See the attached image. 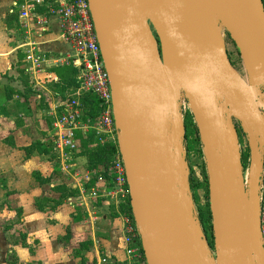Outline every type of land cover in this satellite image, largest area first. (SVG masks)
I'll list each match as a JSON object with an SVG mask.
<instances>
[{"label": "water", "instance_id": "water-1", "mask_svg": "<svg viewBox=\"0 0 264 264\" xmlns=\"http://www.w3.org/2000/svg\"><path fill=\"white\" fill-rule=\"evenodd\" d=\"M147 264H264V113L222 28L264 88L262 0H88ZM198 128L214 249L190 187L181 100ZM233 119L250 150L246 178Z\"/></svg>", "mask_w": 264, "mask_h": 264}, {"label": "crops", "instance_id": "crops-1", "mask_svg": "<svg viewBox=\"0 0 264 264\" xmlns=\"http://www.w3.org/2000/svg\"><path fill=\"white\" fill-rule=\"evenodd\" d=\"M25 5L26 0H0V264H127L126 216L119 212L122 202L118 197L109 195L112 184L99 173L84 169L90 180L85 185L84 178L76 180L77 171L70 166L74 175L70 173L65 185L78 194L62 199L56 189L60 182L53 175L54 160H41L43 155L37 153L26 158L27 147L36 141H52V135L34 127L25 132L31 111L17 117L13 112L24 104L32 111L45 109L43 99H49L52 83L54 87L58 79L54 69L67 58L73 61L76 54L56 17H47L43 28L35 17L21 19L19 13ZM11 9L16 14H10ZM44 9L39 6L37 14L46 15ZM14 20L19 22L17 29L25 28L24 40L17 37L15 24L8 26ZM32 49L43 59L38 68L26 60ZM19 70L26 75L21 77ZM45 79H50L48 88ZM7 87L14 91L12 98L5 97ZM53 96L49 117L59 101L55 93ZM3 107L10 109L16 124H9ZM72 157L68 161L74 162ZM34 174L48 181L39 182Z\"/></svg>", "mask_w": 264, "mask_h": 264}, {"label": "built area", "instance_id": "built-area-1", "mask_svg": "<svg viewBox=\"0 0 264 264\" xmlns=\"http://www.w3.org/2000/svg\"><path fill=\"white\" fill-rule=\"evenodd\" d=\"M39 6L47 10L46 15L37 14ZM10 14H16V11L11 9ZM19 15L21 19L35 17L42 28L47 23V17H56L64 38L76 54L72 63L77 68L78 86L68 100L58 101L50 114L54 149L61 158L69 160L79 149L77 135L80 133H94L101 144L115 146L116 152L109 170L113 191L109 195L118 197L122 203L130 200L126 169L118 146L119 132L114 118L110 78L104 66L88 0H26ZM26 60L38 68L43 59L41 54L32 49L28 51ZM87 94H93L99 102L98 115L93 121L85 120L86 108L81 100ZM263 183L264 178L260 190L261 228L264 237ZM124 219L127 264H147L133 217L126 216Z\"/></svg>", "mask_w": 264, "mask_h": 264}, {"label": "trees", "instance_id": "trees-1", "mask_svg": "<svg viewBox=\"0 0 264 264\" xmlns=\"http://www.w3.org/2000/svg\"><path fill=\"white\" fill-rule=\"evenodd\" d=\"M263 4H264V0ZM45 10V9H44ZM44 12H47L45 10ZM19 22L17 20L10 21L8 23V26H13V24L17 25ZM230 39V37L228 36ZM232 42V41H231ZM232 44L235 46V44L232 42ZM227 47V43H226ZM236 47V46H235ZM229 59L234 67V63L231 59V54L227 50ZM239 52V51H238ZM24 56H19L20 60L23 59ZM55 74L58 77V81L55 83V89L57 90L56 97L59 101H65L68 100L71 95L75 92L77 86H78V80H77V68L75 66H63V67H57L54 69ZM19 73L21 77H24L25 71L19 70ZM24 80V79H23ZM25 81V80H24ZM27 88L29 89V85L26 82ZM4 94L6 98H12L14 91L12 89H9L8 87L4 89ZM29 94V91H28ZM82 104L86 108L85 113V120L93 121L98 115L99 111V102L94 97L93 94H87L82 98ZM193 115L191 113H188L187 117L184 120V126H185V146L187 145V138L190 137L191 131L189 129V125L193 126L195 128V132L198 134V128L195 126L193 121ZM78 139L80 142L79 149L76 153V156L83 157L86 159V165L87 170L89 171H95L102 175L105 180L110 182L112 184V178L109 175V170L111 167V163L113 160V156L116 152V147L112 144H101L99 142V138L94 133H89L86 135L78 134ZM93 145V146H92ZM81 148V149H80ZM52 149H53V142L48 141L47 143H43L42 141H36L31 146L27 147L26 150V158H29L33 156L34 154H40L43 156L48 157L51 160H54V155H52ZM186 160L188 163V166L192 167V165L188 162V157L186 156ZM39 182H46L48 180L42 179V177L39 174H34ZM95 178L92 180V185L95 183ZM190 181V187L192 191V195L194 192L198 191L201 188L206 189L207 198H209V188H208V179L206 178V184L205 186L195 180L193 177H189ZM56 189L61 192L62 199H65L66 197L72 195L77 196V192L74 189H69L65 184H58ZM61 200L56 203V205H60ZM119 212L123 216L127 217H133L131 212V206H130V200H127L119 205ZM198 218L200 221V225L202 228V231L205 235V238L210 246V248L214 249V236H213V225H212V215L210 210V204L207 202V205L205 207H200L198 209ZM83 246V245H82ZM119 264V263H118ZM124 264V263H123ZM126 264V263H125Z\"/></svg>", "mask_w": 264, "mask_h": 264}, {"label": "rangeland", "instance_id": "rangeland-1", "mask_svg": "<svg viewBox=\"0 0 264 264\" xmlns=\"http://www.w3.org/2000/svg\"><path fill=\"white\" fill-rule=\"evenodd\" d=\"M54 20H55V18H54ZM14 26L16 27L15 32L18 33L17 37H20V39L24 40L25 28L23 29V27H19L17 29L18 25H14ZM222 33H223V37L227 43V50L231 54V59L234 63V68L238 71V73L242 76V78L248 84H250L252 77H251V73H250L249 69L245 65L240 53L238 52V49L232 44L231 39L228 38V35H227L224 28H222ZM60 64H62V65H59L58 67L74 66L72 61L68 60V58L64 61H61ZM46 67H45V70H47ZM8 79H11V78H8ZM57 81H58V79H57ZM1 83L5 84V83H12V82L3 81ZM49 84H50V79H45L44 80V86H46V88H48ZM258 91H259V93H261L260 96H262L264 94V88H263L262 84H260L258 86ZM54 93L56 94L57 90L55 89V86L53 87V83H52L51 96L49 97V99H47V98L43 99L44 103H45L44 104L45 109L39 107L40 111H32V109L30 107H27L26 104L19 105L18 111H15L13 109L14 110L13 115H15V117H17L18 114L28 113L27 110L31 111V116H30L29 121L26 120V121H28V126L23 127L25 132L27 130H29L30 127H34L37 131L39 130L40 133H42V132L48 133V135L50 134V137H51V135L53 137V134L51 133V130H52L51 119L47 113L50 111L52 104H53V101L55 99L53 96ZM261 100H263V99H261ZM262 107H264V105ZM2 109H3L2 113H3L4 117L8 119L9 124H11V121H14V124H16L15 117L14 118L11 117L12 112L9 111L10 109L7 110V107H3ZM261 109H262V112L264 113V109L263 108H261ZM181 113L183 115L184 120L187 117L188 113H191L189 102L185 98H182V100H181ZM193 121H194V119H193ZM233 121H234V125L236 127V132H237V135L239 138V145H240V149H241V153H242V161L244 164L245 175L248 178L249 166H250V150H249L248 138L245 135L244 131L242 130L241 125L237 122V120L233 119ZM194 124H195V122H194ZM195 126H196V124H195ZM189 129L191 131V134H190V137L187 138V145L185 146V148H186V156L188 157V162L192 165V167L188 166V174H189V177L191 176V177L195 178V180L201 182L205 186V184H206L205 181L207 178V170H206L205 159H204V154H203V145H202L200 137H199V132L197 134L195 132V128H193V126H191V124L189 125ZM75 154L74 153L72 154V156H73L72 158L75 161L71 162V161H68V158H66V157L61 158L57 154L56 150L54 148L52 149V155H54V161H51V162H53L54 178L56 179V182H60L62 184H65V183L69 182L70 173H73V175H74L73 170L76 169V171H77L75 173L76 174V180L80 181L81 178H84L85 179V185H89L90 180H88V178H85L86 173L84 171V169H87L86 159L83 157H79V156H77L78 158H76ZM41 160L50 161V159L46 156H42ZM70 166L74 167L72 172L70 170H68L70 168ZM192 198L194 200V205H195L197 212H198V209L200 207H205L207 205V202H209V198H207L206 189L204 187L199 189L198 191L194 192V194L192 195ZM203 235H204V233H203Z\"/></svg>", "mask_w": 264, "mask_h": 264}, {"label": "bare ground", "instance_id": "bare-ground-1", "mask_svg": "<svg viewBox=\"0 0 264 264\" xmlns=\"http://www.w3.org/2000/svg\"><path fill=\"white\" fill-rule=\"evenodd\" d=\"M251 77L252 78L250 81V86L254 92V95L257 98L259 106L264 109V107H262L264 105V94L262 96H260L261 93H259V91H258V86L260 85V81L253 74H251ZM260 98L263 100H261Z\"/></svg>", "mask_w": 264, "mask_h": 264}, {"label": "clouds", "instance_id": "clouds-1", "mask_svg": "<svg viewBox=\"0 0 264 264\" xmlns=\"http://www.w3.org/2000/svg\"><path fill=\"white\" fill-rule=\"evenodd\" d=\"M10 215H15V213H10Z\"/></svg>", "mask_w": 264, "mask_h": 264}]
</instances>
